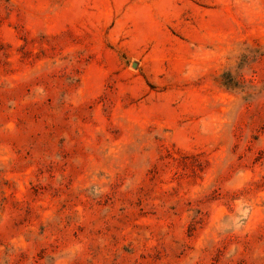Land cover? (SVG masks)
<instances>
[{"label":"rangeland","instance_id":"374dc122","mask_svg":"<svg viewBox=\"0 0 264 264\" xmlns=\"http://www.w3.org/2000/svg\"><path fill=\"white\" fill-rule=\"evenodd\" d=\"M0 264H264V0H0Z\"/></svg>","mask_w":264,"mask_h":264}]
</instances>
